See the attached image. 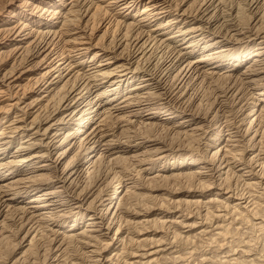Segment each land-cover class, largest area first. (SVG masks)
I'll use <instances>...</instances> for the list:
<instances>
[{"label":"bare ground","instance_id":"1","mask_svg":"<svg viewBox=\"0 0 264 264\" xmlns=\"http://www.w3.org/2000/svg\"><path fill=\"white\" fill-rule=\"evenodd\" d=\"M263 194L264 0H0V264H262Z\"/></svg>","mask_w":264,"mask_h":264},{"label":"rangeland","instance_id":"2","mask_svg":"<svg viewBox=\"0 0 264 264\" xmlns=\"http://www.w3.org/2000/svg\"><path fill=\"white\" fill-rule=\"evenodd\" d=\"M185 62V60H183V63ZM207 82H205V84L204 83H198V84H196L195 86H194V88H193V91L192 92H194V94H193V96H192V98H193V102H192V104H191V106L193 107V108H196L197 106L198 107H201V105H202V109L201 110H203L204 109V112L203 113H207L206 111H209V109L213 106V107H215V110H214V112L216 111V109L219 107V105H220V107H219V110H225V111H228V112H230V111H232V109H233V98H229L226 102H222L221 103V99L219 98V99H217V97H218V95L219 96H221V95H223V93H220V91H223V90H225L226 89V87L227 86H229V83L227 82V81H224V80H221V81H219L217 84L216 83H211V82H208L207 84H206ZM225 83V84H224ZM228 83V84H227ZM197 89V90H196ZM198 91V92H197ZM244 92H246L247 93V90H245ZM199 93V94H198ZM216 97V98H215ZM195 98V99H194ZM198 98V99H197ZM203 99V100H202ZM214 99V100H213ZM216 99H217V102H215L216 101ZM203 102H202V101ZM201 102V104H200V102ZM197 102L199 103V104H197ZM210 102V103H209ZM210 104H212V105H210ZM215 106H214V105ZM197 105V106H196ZM211 107H210V106ZM196 106V107H195ZM197 107V108H198ZM203 107H205V108H203ZM144 108H145V106H144ZM208 110H207V109ZM186 109H189L188 108V106H186ZM235 110L236 109H234L233 110V112H235ZM248 111H249V109H248ZM247 113V112H246ZM240 115V114H239ZM56 157V155L54 156V158ZM173 182V183H172ZM161 184H163V182L161 183ZM173 184L175 185V184H178V182H174V181H171L169 184H168V188H170L171 186H173ZM176 186V185H175ZM241 186H239V189H242V188H240ZM262 190H260V192H257V194L258 193H263V192H261ZM159 194L161 193V192H158ZM263 196H264V194H263ZM263 199V201H264V198H262ZM264 203V202H263ZM191 208V210H193L194 209V207L192 206V207H190ZM206 209V207H201V211H203L204 209ZM264 208V207H263ZM244 225V226H243ZM243 225H238L241 229L239 230L240 231V233H239V231H237L235 228H233V233H238V234H236L234 237L236 238V241H239L240 243H241V241L240 240H244V241H248L249 243H250V249H252L251 250V252H248V255L249 256H251L252 258H254V257H256L255 259H257L258 261L257 262H263L262 264H264V229H261V228H259V226L257 225V226H253V224L252 223H249V225H248V223H246V225L245 224H243ZM253 226V227H252ZM250 227H252V228H250ZM258 227V228H257ZM244 228V230H242ZM261 229V230H260ZM259 230H260V232H259ZM237 231V232H236ZM192 234H194V233H192ZM262 234V235H261ZM242 235V236H241ZM247 236V237H246ZM198 237V236H197ZM204 237V236H203ZM243 237H245V238H243ZM201 238V239H200ZM242 238V239H241ZM193 238H191V240H192ZM198 239V240H197ZM204 239H205V237H204ZM204 239H202V237H198V238H194L192 241H190V240H188V242L186 241V239H181V240H178V242H175V244L174 245H177V247H178V249L181 251V249H182V251L181 252H183V253H185V256L187 257V259H189L188 261H185L184 263L185 264H196L197 262H198V260L197 259H199L200 257H198L201 253H203V252H205L206 251V253H207V256H211L212 255V257L213 256H215L214 254L216 253V255H218V256H215V259H216V257H217V259L218 258H220L221 256H225L226 254H225V252L223 253V252H212L211 250H210V247L209 246H207V244L209 243V240H204ZM255 239V240H254ZM197 240V241H196ZM172 241V240H171ZM171 241H169V240H167V243H169V242H171ZM196 241V242H195ZM205 242V243H203V242ZM206 241H207V243H206ZM251 241V242H250ZM185 243H190L189 245L188 244H185ZM256 243V244H255ZM180 246H179V245ZM201 246H200V245ZM206 244V245H205ZM242 244V243H241ZM169 245V244H168ZM209 245V244H208ZM256 245V246H255ZM205 246V247H204ZM177 247H174L173 249V251H176L177 250ZM195 249H194V248ZM192 250H195V254L193 255V257H190L191 255L189 254V256H188V254H187V252H189V251H191V249ZM196 249H197V251H196ZM208 249V250H207ZM209 250H210V252H209ZM185 251V252H184ZM187 251V252H186ZM224 251H226V250H224ZM200 252V253H199ZM220 253V254H219ZM222 253V254H221ZM252 253V254H251ZM231 254V253H230ZM254 254V255H253ZM257 254V255H256ZM256 255V256H255ZM259 256V257H258ZM262 256V257H261ZM260 258V259H259ZM191 260V261H190ZM261 260V261H260ZM178 260L177 261H175V263L176 264H181L182 262H178ZM188 262V263H187ZM174 263V264H175ZM256 262H254V264H255ZM256 264H258V263H256ZM259 264H261V263H259Z\"/></svg>","mask_w":264,"mask_h":264}]
</instances>
